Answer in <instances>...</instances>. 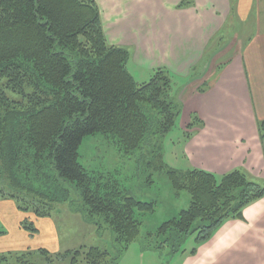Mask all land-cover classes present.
Wrapping results in <instances>:
<instances>
[{
    "label": "trees",
    "instance_id": "1",
    "mask_svg": "<svg viewBox=\"0 0 264 264\" xmlns=\"http://www.w3.org/2000/svg\"><path fill=\"white\" fill-rule=\"evenodd\" d=\"M130 57L126 47L109 44L95 0H0V177L34 201L58 198V180L75 183L89 217H104L120 253L139 236L137 211L153 212L156 202L140 201L117 181L92 175L80 163L79 149L86 136L99 132L126 152L146 145L148 166L166 169L173 188L191 195L190 206L159 232L198 231L199 241H207L264 197V183L244 169L220 176L196 167L167 169L162 138L183 106L172 95L169 70L159 68L138 82L127 68ZM197 125L203 121L195 115L187 138ZM258 130L264 142V119ZM8 198L16 196L0 189V199ZM83 250L75 252L89 264H117L108 250Z\"/></svg>",
    "mask_w": 264,
    "mask_h": 264
},
{
    "label": "crops",
    "instance_id": "2",
    "mask_svg": "<svg viewBox=\"0 0 264 264\" xmlns=\"http://www.w3.org/2000/svg\"><path fill=\"white\" fill-rule=\"evenodd\" d=\"M95 1L109 44L130 51L133 77L150 79L166 68L174 86L180 84L175 99L183 106V127L195 115L203 121L187 138V169L219 176L244 169L264 183L258 130L264 119V17L256 13L261 0ZM247 23L250 37L237 40V26ZM197 247L182 264H264V197Z\"/></svg>",
    "mask_w": 264,
    "mask_h": 264
},
{
    "label": "rangeland",
    "instance_id": "3",
    "mask_svg": "<svg viewBox=\"0 0 264 264\" xmlns=\"http://www.w3.org/2000/svg\"><path fill=\"white\" fill-rule=\"evenodd\" d=\"M256 13L264 17V0L257 3ZM252 31L249 23L238 25L237 40H247ZM225 59L220 58L218 62ZM135 77L144 81L150 76ZM174 84L173 80L172 95L176 98L180 84ZM8 92L13 98L20 97ZM189 132L182 125L181 115L162 138V157L167 169H187L185 149ZM79 154L80 163L92 175L117 181L140 201L156 202L153 212L137 211L142 221L139 236L119 253L115 235L104 217H89L81 190L68 180L57 181L61 190L58 198L50 201L39 197V201H34L33 196L12 190L0 177V189L16 196L8 198L12 205L0 203V231L4 232L0 234V264H23L24 260L36 264H74V259L78 260L75 264H89L85 254L78 255L75 251L94 246L117 256V264H182L186 255L201 244L198 231L187 235L159 232L164 222L178 217L190 206L191 195L187 190L178 192L173 188L166 169L156 171L148 166V161L152 160L149 146L126 152L116 139L99 132L83 139Z\"/></svg>",
    "mask_w": 264,
    "mask_h": 264
}]
</instances>
